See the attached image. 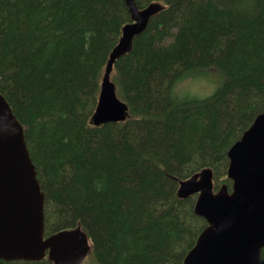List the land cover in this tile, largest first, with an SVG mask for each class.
<instances>
[{
  "label": "trees",
  "instance_id": "trees-1",
  "mask_svg": "<svg viewBox=\"0 0 264 264\" xmlns=\"http://www.w3.org/2000/svg\"><path fill=\"white\" fill-rule=\"evenodd\" d=\"M134 3L155 11L109 73L124 120L91 122L132 21L123 0H0V95L44 195V237L79 226L87 264H184L207 221L179 181L207 171L230 191L227 151L264 111V0ZM210 69L223 73L213 95L174 99L177 80Z\"/></svg>",
  "mask_w": 264,
  "mask_h": 264
},
{
  "label": "water",
  "instance_id": "water-1",
  "mask_svg": "<svg viewBox=\"0 0 264 264\" xmlns=\"http://www.w3.org/2000/svg\"><path fill=\"white\" fill-rule=\"evenodd\" d=\"M131 23L112 51L102 77L94 125L126 118V104L109 79L114 60L140 34L155 7L139 10L123 0ZM231 190L213 191L212 176L202 171L179 181L178 194H197L194 211L207 221L184 264H264V111L257 114L227 151ZM44 195L25 144L23 129L0 95V259L37 261L47 252L53 264H80L90 250L86 234L75 229L44 237Z\"/></svg>",
  "mask_w": 264,
  "mask_h": 264
},
{
  "label": "rangeland",
  "instance_id": "rangeland-1",
  "mask_svg": "<svg viewBox=\"0 0 264 264\" xmlns=\"http://www.w3.org/2000/svg\"><path fill=\"white\" fill-rule=\"evenodd\" d=\"M217 74L223 77V73L218 70H197L191 74L192 76L190 75L182 80V82H180V80L177 81L172 89L174 99L176 101H184L189 98L202 99L206 97L209 88V77H213ZM92 260V257H85L80 264H87Z\"/></svg>",
  "mask_w": 264,
  "mask_h": 264
},
{
  "label": "clouds",
  "instance_id": "clouds-1",
  "mask_svg": "<svg viewBox=\"0 0 264 264\" xmlns=\"http://www.w3.org/2000/svg\"><path fill=\"white\" fill-rule=\"evenodd\" d=\"M222 80H223V77L220 74H217L213 77H209L208 93H207V96L203 98H207L213 95L214 92L217 90V88L221 86Z\"/></svg>",
  "mask_w": 264,
  "mask_h": 264
},
{
  "label": "bare ground",
  "instance_id": "bare-ground-1",
  "mask_svg": "<svg viewBox=\"0 0 264 264\" xmlns=\"http://www.w3.org/2000/svg\"><path fill=\"white\" fill-rule=\"evenodd\" d=\"M121 55H122V54H121ZM210 70H211V69H210ZM205 72H206V71H205ZM199 73H200V72H199ZM191 74H193V73H191ZM191 76H192V75H191ZM181 80H182V79H181ZM177 81H178V80H177ZM177 81H176V82H177ZM180 82H182V81H180ZM174 84H175V83H174ZM173 86H174V85H173ZM175 86H176V85H175ZM86 232H87V231H86ZM0 261H2V260H0Z\"/></svg>",
  "mask_w": 264,
  "mask_h": 264
}]
</instances>
